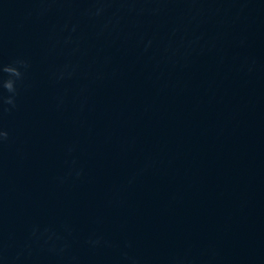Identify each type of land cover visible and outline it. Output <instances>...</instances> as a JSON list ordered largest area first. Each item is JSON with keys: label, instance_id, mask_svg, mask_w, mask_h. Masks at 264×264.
Listing matches in <instances>:
<instances>
[{"label": "clouds", "instance_id": "obj_1", "mask_svg": "<svg viewBox=\"0 0 264 264\" xmlns=\"http://www.w3.org/2000/svg\"><path fill=\"white\" fill-rule=\"evenodd\" d=\"M4 72L6 73H9L11 75H15V76H19V72L17 71V69L13 68V67H5L3 69ZM4 88L9 91V92H13L14 91V84H13V81L12 80H7L5 83H4ZM7 103H12L11 99H9L7 101ZM3 135H7V133H4Z\"/></svg>", "mask_w": 264, "mask_h": 264}]
</instances>
